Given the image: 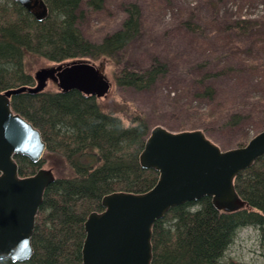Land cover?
I'll use <instances>...</instances> for the list:
<instances>
[{"label":"trees","instance_id":"obj_1","mask_svg":"<svg viewBox=\"0 0 264 264\" xmlns=\"http://www.w3.org/2000/svg\"><path fill=\"white\" fill-rule=\"evenodd\" d=\"M44 1L48 11L41 20L15 0L0 1V92L37 85L34 75L25 69L26 57L38 56L57 64L107 57L120 65L141 31L136 4L128 6V17L119 30L95 42L81 30L83 0ZM103 1L87 3L98 10ZM250 23L242 21L237 26L245 32ZM165 73L167 65L155 59L142 69L122 67L114 79L119 87L147 90ZM222 73L210 72L205 78ZM195 96L211 101L217 93L212 85L200 82ZM11 106L40 130L47 145L37 163L15 156L19 175H34L48 164L55 180L46 189L36 217L32 256L23 262L7 258L0 264H82L85 221L91 213L104 210L103 198L117 192L143 194L157 184L159 172L144 168L140 161L154 127L173 132L202 130L221 149L228 148L212 137L211 131L216 130L199 119L175 126L165 120L151 127L143 115L134 113L126 125L119 114L121 106L108 108L98 98L77 90L22 91L11 97ZM244 111L231 108L214 117L221 119V129L238 130L247 118ZM247 143L242 137L234 146ZM234 183L246 203L237 211L220 210L206 196L172 207L157 220L152 230L151 264H229L225 261L227 251L239 231L248 226L260 231L264 243V155Z\"/></svg>","mask_w":264,"mask_h":264},{"label":"water","instance_id":"obj_2","mask_svg":"<svg viewBox=\"0 0 264 264\" xmlns=\"http://www.w3.org/2000/svg\"><path fill=\"white\" fill-rule=\"evenodd\" d=\"M37 19L47 14L44 0H15ZM105 62L74 60L43 68L35 75V87L0 92V260L26 261L33 254L32 236L44 193L54 182L52 169H39L21 177L15 156L39 162L46 142L38 130L11 106V97L22 92H41L51 80L60 91L77 90L105 98L112 82ZM264 155V130L245 146L221 149L202 130L173 132L163 126L151 130L141 153L144 168L159 172L148 192H117L102 200V212L85 221L82 264H151L153 226L172 207L211 197L226 212L246 203L235 188V178Z\"/></svg>","mask_w":264,"mask_h":264},{"label":"rangeland","instance_id":"obj_3","mask_svg":"<svg viewBox=\"0 0 264 264\" xmlns=\"http://www.w3.org/2000/svg\"><path fill=\"white\" fill-rule=\"evenodd\" d=\"M131 4L139 7L141 31L120 65L107 57L84 59L106 64L112 88L108 96L99 99L101 104L121 106L119 114L126 125L134 113L143 115L151 127L165 120L175 126L199 119L216 130L211 131L212 137L226 143L227 150L237 147L234 142L238 138L249 142L263 131L264 0H104L98 10L83 0L81 30L88 39L100 42L122 27ZM242 21L252 25L245 32L237 26ZM155 59L167 65V73L153 87L138 90L116 84L115 73L122 67L142 69ZM56 65L38 56L25 59V69L32 75ZM222 70L220 76L205 78ZM200 82L216 89V100L195 96ZM46 90L57 91L58 87L50 80ZM231 108L245 110L247 118L238 130L221 129V119L214 115ZM225 261L264 264L260 231L251 226L241 229Z\"/></svg>","mask_w":264,"mask_h":264},{"label":"bare ground","instance_id":"obj_4","mask_svg":"<svg viewBox=\"0 0 264 264\" xmlns=\"http://www.w3.org/2000/svg\"><path fill=\"white\" fill-rule=\"evenodd\" d=\"M99 99V98H98Z\"/></svg>","mask_w":264,"mask_h":264}]
</instances>
